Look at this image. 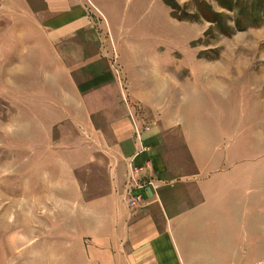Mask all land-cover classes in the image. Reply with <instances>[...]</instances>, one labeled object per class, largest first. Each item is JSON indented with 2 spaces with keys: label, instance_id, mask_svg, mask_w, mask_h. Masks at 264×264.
<instances>
[{
  "label": "rangeland",
  "instance_id": "374dc122",
  "mask_svg": "<svg viewBox=\"0 0 264 264\" xmlns=\"http://www.w3.org/2000/svg\"><path fill=\"white\" fill-rule=\"evenodd\" d=\"M72 4L81 29L49 31L42 0H0V264H89L93 231L158 193L264 264V0ZM152 132L159 176L134 152Z\"/></svg>",
  "mask_w": 264,
  "mask_h": 264
},
{
  "label": "crops",
  "instance_id": "0c3cea01",
  "mask_svg": "<svg viewBox=\"0 0 264 264\" xmlns=\"http://www.w3.org/2000/svg\"><path fill=\"white\" fill-rule=\"evenodd\" d=\"M64 1L68 2L69 9L57 12L55 5L60 4V0H42L46 6V16H51L45 25L49 31L81 29L83 15L80 9L74 4L70 9L73 0ZM177 77L172 79V83L168 82L170 89L175 86L179 79ZM131 137L127 135L122 143L128 145ZM142 139L144 149L137 155L136 163L150 160L155 175L159 176L167 169L161 154L157 153L158 135L155 132L148 135L144 133ZM139 148L135 146L133 151L137 153ZM158 194L148 200L141 215L135 217L125 211L119 216L111 214L107 224L93 231L90 249L85 253L89 264H235V259L232 261L228 257L229 253H220L225 244L230 245V240L234 243L236 239V233L224 230L225 219L215 216L212 230L198 231L186 218L190 214L174 212L175 204L169 199H160ZM183 220L186 224L180 226ZM200 240L206 243V249L210 250L212 256L204 258V253L197 252ZM226 247L225 250H228L229 246Z\"/></svg>",
  "mask_w": 264,
  "mask_h": 264
},
{
  "label": "built area",
  "instance_id": "2783aa9c",
  "mask_svg": "<svg viewBox=\"0 0 264 264\" xmlns=\"http://www.w3.org/2000/svg\"><path fill=\"white\" fill-rule=\"evenodd\" d=\"M139 135V134H138ZM138 139L140 140V136L138 137ZM140 148H139V151L136 153V156L141 152V151H143V149H144V147H143V145H142V143H141V140H140ZM146 169V168H145ZM136 170H138L139 172H141L140 174L141 175H143V176H145L142 172H144V167H142V168H137ZM131 170H128V175L131 177V176H134L133 175V172H130ZM135 173V172H134ZM131 178H133V177H131ZM137 187H140V189H141V191L144 189V188H154L155 187V185L153 184V183H151V182H149V184H148V182L147 183H142L141 185H139V184H137ZM154 191H156V189H154ZM134 204L133 205H137L138 207H141L142 205H143V202L145 201L144 200V197H143V194H140V193H137V194H135L134 195ZM132 203V202H131ZM130 203V204H131Z\"/></svg>",
  "mask_w": 264,
  "mask_h": 264
}]
</instances>
